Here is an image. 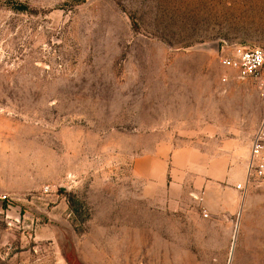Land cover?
Segmentation results:
<instances>
[{
    "label": "rangeland",
    "instance_id": "1",
    "mask_svg": "<svg viewBox=\"0 0 264 264\" xmlns=\"http://www.w3.org/2000/svg\"><path fill=\"white\" fill-rule=\"evenodd\" d=\"M253 47L264 0H0V264H264V178L210 213L133 168L250 159L264 101L220 58Z\"/></svg>",
    "mask_w": 264,
    "mask_h": 264
},
{
    "label": "crops",
    "instance_id": "2",
    "mask_svg": "<svg viewBox=\"0 0 264 264\" xmlns=\"http://www.w3.org/2000/svg\"><path fill=\"white\" fill-rule=\"evenodd\" d=\"M234 147L233 142L227 141L216 152H208L196 148L191 140L176 147L171 140L154 152L137 157L134 173L149 193L164 190L168 184L197 192L204 202V211L213 213L222 207L223 195L233 201L234 182L246 183L248 178L250 159L240 160Z\"/></svg>",
    "mask_w": 264,
    "mask_h": 264
},
{
    "label": "built area",
    "instance_id": "3",
    "mask_svg": "<svg viewBox=\"0 0 264 264\" xmlns=\"http://www.w3.org/2000/svg\"><path fill=\"white\" fill-rule=\"evenodd\" d=\"M220 64L226 70L238 73L241 79L251 80L264 101V48L233 49L220 58ZM262 178H264V129H260L252 140L246 184H250L251 179ZM237 188L241 189L242 185H238Z\"/></svg>",
    "mask_w": 264,
    "mask_h": 264
}]
</instances>
